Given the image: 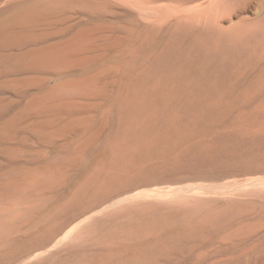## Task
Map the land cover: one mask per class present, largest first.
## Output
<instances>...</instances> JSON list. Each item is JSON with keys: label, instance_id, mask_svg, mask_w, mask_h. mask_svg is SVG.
Here are the masks:
<instances>
[{"label": "rangeland", "instance_id": "374dc122", "mask_svg": "<svg viewBox=\"0 0 264 264\" xmlns=\"http://www.w3.org/2000/svg\"><path fill=\"white\" fill-rule=\"evenodd\" d=\"M64 1L38 25L80 31L60 62L0 67V264H264V88L180 83L213 38L256 75L264 0L227 36L180 0Z\"/></svg>", "mask_w": 264, "mask_h": 264}, {"label": "bare ground", "instance_id": "6f19581e", "mask_svg": "<svg viewBox=\"0 0 264 264\" xmlns=\"http://www.w3.org/2000/svg\"><path fill=\"white\" fill-rule=\"evenodd\" d=\"M2 1L3 0H0V3ZM249 1L252 2L253 0H180V17L183 18L187 24L191 25L188 26V28L192 32H196L197 28L194 26H198L208 30L217 29L219 36H227L230 32L237 34V30H240L239 26H235L233 30L225 33V31L230 28L221 26L220 22L230 18L233 13L236 14V12L242 9L244 4ZM5 5L7 8L0 14L3 16L0 20V67L5 65L8 69L16 68L22 71L21 68H25V71H29L27 67L35 69V63L39 59H45L51 66L57 65L58 63L55 64L54 62H57L60 57L62 58L65 56L64 54L66 53H64V48L66 44L69 42L72 43V41H76V39L77 41L82 39L81 36H79L80 31L79 33L76 31V34L72 33L69 36H67L69 30L66 31L64 28L56 29L57 27H54V30L52 28V30H47L45 29L47 26H45V31H40L41 29L38 25H40L42 21L50 20L54 18V16L57 18V14L62 13L64 7L67 5L64 0H6ZM239 22L241 23L240 26H242L245 23V19L241 17ZM51 24H54L53 21ZM85 29L87 32L90 31L87 28ZM247 34L264 38V28L257 31L254 30L253 33L249 30ZM85 36L86 34L84 36L82 35V37ZM79 37L80 39H78ZM59 38H70L71 41H56V39ZM234 39L236 41L241 40ZM49 41L51 43L40 45V43H47ZM74 43L76 45V42ZM70 46L72 47V45ZM67 49L68 51L71 50H69V48ZM4 51H8V53H2ZM186 56V60L181 62L182 64L180 66V83L185 89L218 93L220 91H232V89L235 88H243V90L264 88V67L254 76H252V73L250 75L248 72L249 69H245L246 66L244 67V62L231 68L228 66L232 63L231 58L225 52V48L221 47V42L216 38L209 40L208 44L203 49H198L194 55L188 53ZM256 59L258 58L256 57ZM43 61L42 63H44ZM65 61L69 62L67 59H65ZM65 61H62V65H64ZM69 63L73 65L71 62ZM251 66L250 68H256L253 61ZM230 73L239 79L231 81ZM218 102L215 98L211 99L207 101V106H211L212 104L215 105ZM198 104L202 106L201 101H199ZM207 106L203 107V113L206 112ZM178 131H180V129ZM78 227L79 226H76L74 229L76 230ZM68 257L66 259H68Z\"/></svg>", "mask_w": 264, "mask_h": 264}]
</instances>
